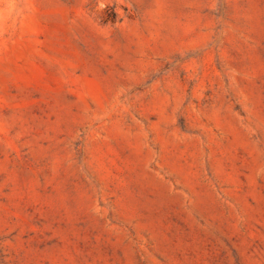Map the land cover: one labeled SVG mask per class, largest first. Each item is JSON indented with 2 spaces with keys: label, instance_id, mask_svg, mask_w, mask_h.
Instances as JSON below:
<instances>
[{
  "label": "rangeland",
  "instance_id": "1",
  "mask_svg": "<svg viewBox=\"0 0 264 264\" xmlns=\"http://www.w3.org/2000/svg\"><path fill=\"white\" fill-rule=\"evenodd\" d=\"M0 264H264V0H0Z\"/></svg>",
  "mask_w": 264,
  "mask_h": 264
}]
</instances>
